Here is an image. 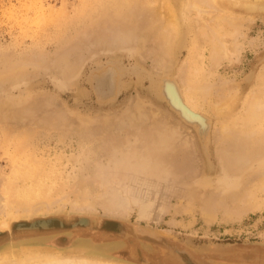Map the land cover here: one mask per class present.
I'll return each mask as SVG.
<instances>
[{
  "label": "rangeland",
  "instance_id": "obj_1",
  "mask_svg": "<svg viewBox=\"0 0 264 264\" xmlns=\"http://www.w3.org/2000/svg\"><path fill=\"white\" fill-rule=\"evenodd\" d=\"M243 1L218 0L222 12L204 4L203 12L213 17L206 15L209 25L219 12L234 22L232 27L225 24L230 37L223 36L232 57L213 61L210 39L200 36V26L208 27L205 15L189 8L194 0H0V182L6 184L0 187L11 183V172L20 166L27 173L13 177L19 180L17 187L33 185V191L41 189L51 198L48 207L42 193L29 197L27 203H36H30L33 213L20 211L8 222L55 216L64 222L50 231L21 233L13 228L0 236V252L21 253L49 244L67 255L137 264L131 257L137 246L173 244L212 264H234L229 257L257 264L264 257V120L255 122L249 134L263 133L261 142L255 135L250 145L235 144L217 130L219 123L212 129L214 121L225 122L229 115L220 118L205 107L193 110L206 116L192 124L167 103L165 93L169 81L186 95L180 81L189 67L204 84L211 83V96L219 97H207V102L233 93L236 107L227 118L233 121L252 94L264 89V11L250 9L257 4L254 0ZM167 2L181 17L185 42L180 53L164 37ZM110 66L119 73L117 91L104 96L91 79ZM206 118L212 128L202 135L197 121ZM2 190L0 226L6 228L10 223ZM246 190L255 195L250 210L231 218L228 213L243 209ZM73 196L85 198L90 206H82L85 201L77 205ZM148 202L151 207L143 211ZM187 205L192 206L188 211ZM203 208L213 211L216 220L210 225ZM147 213L152 220L140 216ZM79 216H89V226L72 227Z\"/></svg>",
  "mask_w": 264,
  "mask_h": 264
},
{
  "label": "bare ground",
  "instance_id": "obj_2",
  "mask_svg": "<svg viewBox=\"0 0 264 264\" xmlns=\"http://www.w3.org/2000/svg\"><path fill=\"white\" fill-rule=\"evenodd\" d=\"M159 1V0H158ZM193 0H191V2H192ZM217 1L218 0H194V2H192V7H191V5H190V10H191V8H192V10L193 11H197L199 14H200V16H201V14H203V16L205 15V17L203 18L204 20H207L206 18L209 16V14L207 15L206 13H204L203 11H204V4H207V6H208V3L210 4L211 3V6L210 7H212V8H216V9H218L219 7L217 6ZM237 3H241V1H243V0H235ZM255 2H257V4H254V6L253 7H250V9H261V10H263L264 11V0H254ZM93 2V1H92ZM94 2H96V1H94ZM145 2H146V0H145ZM154 3H155V1H153ZM190 2V3H191ZM228 2H229V0H228ZM248 2H251L250 0H244L242 3H248ZM149 3H152V1L151 2H148V4ZM168 4H166V7L164 8V9H166V12H167V16H166V20H165V25L166 26H164L165 27V29H166V34H164L163 36L165 37V39L166 40H168L170 43L171 42H174V50H175V52H177V53H180V50L184 47V42H185V35L183 34V26H182V23H181V17H179V12H177V10L173 7V5L171 4V2H167ZM153 4V3H152ZM151 4V5H152ZM158 4V3H157ZM159 4H160V2H159ZM159 4H158V6H159ZM92 5V4H91ZM94 5V4H93ZM99 5V4H98ZM156 5V4H155ZM213 5V6H212ZM247 5V4H246ZM251 5V4H250ZM95 7H96V5H94ZM149 6V5H148ZM248 7H249V5H247ZM151 7V6H150ZM154 7H156V6H154ZM153 6H152V8H154ZM209 7V8H210ZM195 10H194V9ZM162 9V8H161ZM206 9H208L207 7H206ZM152 10V9H151ZM191 10V11H192ZM221 11V9L219 8L218 9V11ZM162 11H164V10H162ZM210 11V10H209ZM216 11V10H215ZM196 12V14H197V16H199L198 15V13ZM206 12V11H205ZM222 12V11H221ZM208 13V12H207ZM218 13V12H217ZM153 14V13H152ZM196 14H194V16L196 15ZM220 14H222V13H220L219 12V14H218V16H216L217 14H213V16L215 15L216 17L214 18V22L215 23H213L212 21H211V25H209L208 23V21H209V19L206 21L207 22V25H208V27H206V25H201L200 26V36L201 37H203V38H206V39H210L209 40V42L211 41V43H212V47H213V54L212 55H214V57H213V61H217L216 60V58H218V60L219 59H221L222 57H224V58H228L229 56L230 57H232L231 55V53H233V52H230L231 51V47H228L227 45H226V43L224 42V40H223V38H225V37H223V36H226L227 37V35H229V37H230V34L232 33L230 30H227V26L225 25V24H232L233 25V23L234 22H231V21H233L232 20V18H230L231 16H229V18L230 19H228L227 17H226V15H223V16H219ZM227 14V13H226ZM156 15V14H155ZM206 15H207V17H206ZM211 15V17H212V13L210 14ZM231 15V14H230ZM158 16V15H157ZM203 16H201V17H203ZM237 16V15H236ZM201 17H197V18H201ZM211 17H208V18H211ZM213 18V17H212ZM240 18V17H239ZM245 18V17H244ZM251 18H252V16H251ZM152 21V20H151ZM200 21L202 22L203 20H202V18L200 19ZM241 21V20H240ZM245 21V20H244ZM156 22V21H155ZM205 21L203 22L204 24L206 23ZM154 23V22H153ZM152 23V24H153ZM156 25V24H155ZM163 25V24H162ZM198 25H200V24H198ZM229 25V26H230ZM232 25H231V27H232ZM154 26V25H153ZM228 26V27H229ZM156 27V26H155ZM154 27V28H155ZM201 27H202V29H201ZM198 28L199 27H197V30H198ZM196 29V28H195ZM231 29V28H230ZM156 30V29H155ZM234 30V29H233ZM232 30V31H233ZM244 31V30H243ZM157 32V31H156ZM241 32V31H240ZM164 33V32H163ZM197 33V32H196ZM235 33V36L237 35L238 36V31H234L233 32V34ZM198 34V33H197ZM234 36V37H235ZM162 37V36H161ZM234 37H233V39H234ZM198 38L200 39V37L198 36ZM232 38V37H231ZM236 38V37H235ZM159 39V38H158ZM171 40V41H170ZM237 39H235V42H237L236 41ZM203 41H205L204 39H203ZM168 42V44H167V42H166V45H168V47L169 46H171L170 45V43ZM208 42V43H209ZM233 42H234V40H233ZM232 42V43H233ZM234 42V43H235ZM198 43H199V40H198ZM210 43V44H211ZM234 43H233V45H234ZM230 46V45H229ZM210 47H211V45H210ZM232 49H233V47H232ZM239 49H240V47H239ZM167 50V49H166ZM168 50H170V49H168ZM232 51H234V49L232 50ZM236 51V50H235ZM238 51V50H237ZM167 52V51H166ZM170 52V51H169ZM236 54V53H235ZM210 57V56H209ZM219 57H221V58H219ZM210 59V58H209ZM185 62V61H184ZM22 65V64H21ZM183 65V64H182ZM188 66V65H187ZM188 68L189 67H187V70L186 69H184V70H186V71H188ZM19 69V68H18ZM183 69V68H182ZM24 70V69H23ZM192 69H190L189 68V72H187V76H184L185 74L184 73H186V71H184V73H183V77H182V79H181V83H182V88L184 89V92L186 93V95H184L183 93V95L181 94V93H178V90H176L175 89V87H172V85H171V83L169 82V81H166L165 82V93H166V95H167V103H168V100L169 101H171V103L175 106V108L177 109V110H179L180 112H182L188 119H190V120H193L191 123L193 124V122L197 119V117H202L203 115H201V116H198V115H196L197 113H195L193 110H195L196 112H199V111H201V110H204V108L205 107H207V109H208V112H209V110H210V113H211V111L213 112V113H215V115H217L218 117H227L228 115H229V117H230V115H231V113L233 112V110H234V108L236 107V102H237V99H236V97H233V96H231V94H233V93H230L229 95H227V96H225V95H223L224 97H222V98H220L219 100L220 101H216V102H210V100H209V102H207L206 100H207V97H214V96H211L213 93V90L212 91H210L211 89H209L210 88V84L211 83H209L208 85H206V84H204V80H202V78H198V77H195V75H194V73L192 74L190 71H191ZM180 71V70H179ZM195 71V69H193V72ZM19 72V71H18ZM21 72V71H20ZM182 72V71H181ZM179 73V72H178ZM263 75V74H262ZM118 76H119V73H118V70H117V68L116 67H113V66H110V67H107V68H103V69H100V70H98L96 73H94L93 74V77H92V82L94 83V89L98 92V93H101L102 95H104V96H110V95H112V94H114L116 91H117V85H118V82H117V80H118ZM170 76V75H169ZM5 78V77H4ZM165 79L167 78V75L164 77ZM169 78V80H170V77H168ZM175 79H177L176 77H175ZM14 80H16L15 78H14ZM171 80H173L172 78H171ZM170 80V81H171ZM179 80V79H178ZM8 82V81H7ZM10 82V81H9ZM17 82V81H16ZM14 83V82H13ZM206 83V82H205ZM163 84V82L161 83V85ZM173 84H175L174 83V81H173ZM164 85V84H163ZM163 85L161 86V87H163ZM174 86V85H173ZM175 86H177L176 84H175ZM179 86V85H178ZM181 87V86H180ZM164 88V87H163ZM162 88V89H163ZM178 88V87H177ZM181 88V89H182ZM260 88V87H259ZM258 88V89H259ZM263 88V87H262ZM183 89H182V91H183ZM231 89V88H230ZM162 91V90H161ZM181 91V90H180ZM216 92V91H215ZM215 92H214V94H215ZM222 92V91H221ZM224 92V91H223ZM228 91L226 90V93H227ZM165 93H164V95H163V97L164 96H166L165 95ZM212 93V94H211ZM218 93H220V92H218ZM225 93V92H224ZM181 94V95H180ZM223 94V93H222ZM251 94V93H250ZM238 95V94H237ZM229 96V97H228ZM216 98H219L218 97V95H216L215 96ZM198 98H200V100L202 99V101L200 102V100H198ZM224 98V99H223ZM214 100V99H213ZM206 101V102H205ZM185 102H186V104L189 106V107H185V106H187L186 104H185ZM205 102V103H204ZM204 103V104H203ZM171 104V105H172ZM185 104V105H184ZM170 105V106H171ZM172 105V106H173ZM207 105V106H206ZM173 106V107H174ZM172 107V108H173ZM188 108H190V110H192L193 112H191ZM202 112V111H201ZM203 112H206V110L205 111H203ZM210 113H208V114H210ZM236 113V112H235ZM201 114V113H200ZM181 115V114H180ZM211 115V114H210ZM214 115V116H215ZM204 116H206V115H204ZM203 116V117H204ZM233 116V115H232ZM183 117V116H182ZM210 117V116H209ZM208 117V118H209ZM218 117H216V118H218ZM229 117H227V118H229ZM185 118V117H184ZM183 118V119H184ZM199 118V119H200ZM223 119V120H225V122H215L214 120V128H212L209 124V120L207 119V120H205V122L203 121H197L198 122V124L200 125V129H201V131H202V135H206V133H207V131H209L208 130V128H212L213 130L214 129H216L217 128V126H218V129L217 130H219L220 131V133H222V136L224 137V138H227V139H233L234 140V142H235V144H236V141L240 144V143H242L244 146H247L248 144H249V142H250V144H251V140H252V138L253 139H256L255 138V135H257V136H259V138L260 137H262L261 135L263 134V133H260V135H258V133H256L254 136H253V134H252V136H250L251 135V131H254L253 130V124L255 123V122H258V121H262V120H264V89L263 90H261L260 89V92H256V93H254V94H252V96L249 98V100L246 102V105H245V107H244V110H243V112L242 113H240V114H234V117H232L233 118V121L231 120V119ZM187 119V120H188ZM195 119V120H194ZM205 119V118H204ZM211 119V118H210ZM222 120V121H223ZM226 120H228V121H226ZM232 121V123H231V121ZM184 121V120H183ZM217 121V120H216ZM219 121V120H218ZM230 121V122H229ZM186 122V121H185ZM206 122H208V123H206ZM230 124H229V123ZM196 123V122H195ZM194 123V124H195ZM212 123V124H213ZM216 123H219L218 125L216 124ZM187 124H188V121H187ZM205 124H207V126L205 125ZM190 125V124H189ZM188 125V126H189ZM198 125V126H199ZM210 126V127H209ZM195 127V126H194ZM196 128H197V125H196ZM198 131H200L199 129H197ZM256 130V129H255ZM198 131H197V134H199L198 133ZM215 131V130H214ZM263 131H264V129H263ZM256 132H258V131H256ZM23 133H25V132H23ZM200 134V135H201ZM250 134V135H249ZM264 135V134H263ZM17 136H19V135H17ZM23 136V138L24 139H26L27 140V138H25L24 137V135H22ZM27 136H28V134H27ZM209 136V135H208ZM9 137V136H8ZM7 137V138H8ZM21 137V136H20ZM205 136H203V138H204ZM258 138V139H259ZM263 138V137H262ZM262 138H260L259 140H260V142H261V140H262ZM20 139V138H19ZM257 139V140H258ZM26 140H25V143H26ZM205 140H206V138H205ZM236 140V141H235ZM20 141L21 142H24V140H21L20 139ZM19 141V142H20ZM201 141V140H200ZM227 141V140H226ZM263 141H264V138H263ZM261 142V146H263L264 145V142ZM29 141H27V144H29L28 143ZM207 142V141H206ZM257 142V141H256ZM259 142V141H258ZM257 142V144H259ZM24 143V144H25ZM253 143V142H252ZM254 143H255V140H254ZM262 143H263V145H262ZM23 143H21V145H22ZM238 144V145H239ZM241 144V145H242ZM249 144V145H250ZM260 145V144H259ZM244 146H243V148H244ZM252 146V145H251ZM250 146V147H251ZM257 146V145H256ZM19 147V146H18ZM25 147V146H24ZM237 147H239L240 148V146H237ZM249 147V148H250ZM253 147V146H252ZM252 147H251V149H252ZM245 148H247V147H245ZM244 148V149H245ZM19 149V148H18ZM26 149V148H25ZM20 151V150H19ZM255 156V155H254ZM246 157H248V156H246ZM256 157V156H255ZM14 159H16V158H14ZM13 159V160H14ZM244 159V158H243ZM251 159V158H250ZM237 160V159H236ZM14 161H16L17 162V160H14ZM15 163V162H14ZM19 164V163H18ZM18 165H16V167H17ZM22 167V166H21ZM28 167V166H27ZM26 168V167H25ZM30 168V167H29ZM24 168L22 167V169L20 168V166H19V168H17L16 169V172L14 171V172H11V173H13V175H12V179H13V177H15V176H17V177H19L20 178V176H26V169H24ZM29 170V169H28ZM33 171H35V169L33 170ZM37 171V170H36ZM14 173H15V175H14ZM33 173H35V172H33ZM259 173V172H258ZM9 174V173H8ZM36 174H37V172H36ZM262 174V173H261ZM10 175V174H9ZM4 176V175H3ZM7 176V175H6ZM5 176V177H6ZM248 176V175H247ZM254 176H256V175H254ZM10 177V176H9ZM108 177V176H107ZM4 178V177H3ZM31 178V177H30ZM153 178V177H152ZM5 179V178H4ZM9 179V178H8ZM7 179V180H8ZM12 179H9V182H10V180H11V183H13V184H15L16 185V187H14V186H11V183H9V182H6L7 184H8V186H4L3 188L2 187H0L1 188V190H2V197L4 196V199L6 200V202H7V207H8V210H7V212H6V214H5V219H6V221L8 222L9 220V218L11 219L12 217H14V216H16L17 214H21V213H23V212H30V213H33V208H34V206H33V208H32V206L31 205H34V204H36L35 203V201H33V199L30 201V203L32 202H34V204H30V203H27V202H29V200H28V198L29 197H33V196H35V195H37V194H39V193H42V195L40 196V198L42 199V200H44L45 199V201H43V203H45L46 205H49L48 207H50L51 206V202H50V200H48V199H51V198H46L45 197V195H47V192H45V193H43L42 192V190L41 189H38L36 192L35 191H33L34 190V188L35 187H32V186H30V187H25V186H23V187H17L18 185L16 184L17 183V181H19V180H17L16 181V179L14 180V182L12 181ZM21 179V178H20ZM36 179V178H35ZM107 179V178H106ZM2 180V179H1ZM108 180V179H107ZM78 181V180H77ZM80 181V180H79ZM78 181V182H79ZM4 182V180L2 181V182H0L1 183V185H2V183ZM73 182V181H72ZM76 182V181H75ZM253 183V182H252ZM251 183V184H252ZM3 184H5V183H3ZM21 184V183H20ZM24 184V183H23ZM62 184V183H61ZM71 184V183H70ZM73 184V183H72ZM261 184V183H260ZM6 185V184H5ZM10 185V186H9ZM58 185V184H57ZM76 185V184H75ZM79 185V184H78ZM261 185H264V183H262ZM39 186V185H38ZM62 186V185H61ZM61 186H59L60 188H61ZM65 186V185H64ZM69 186V185H68ZM71 186V185H70ZM77 186V185H76ZM260 186V185H259ZM6 187V188H5ZM32 187V188H31ZM46 187V186H45ZM65 187H67V186H65ZM71 188H75V186L74 187H71ZM57 189V188H56ZM59 189V188H58ZM62 189V188H61ZM68 189H69V187H68ZM76 189V188H75ZM80 189V188H79ZM84 190H86L85 188H83ZM83 189H81V191L83 190ZM246 189V188H245ZM259 189H260V187H259ZM63 190H64V187H63ZM251 190V189H250ZM254 191H255V189H253ZM72 191V190H71ZM80 191V192H81ZM243 191V190H242ZM248 191H249V189H248ZM248 191L246 190L245 192H247L248 193ZM51 192V191H50ZM49 192V193H50ZM53 192V191H52ZM70 192V191H69ZM79 192V193H80ZM244 192V193H245ZM48 193V194H49ZM73 193H74V191H73ZM78 193V192H77ZM85 193V192H84ZM239 193V192H238ZM246 193V194H247ZM45 194V195H44ZM70 194H71V192H70ZM82 194V195H81ZM81 197H85L86 195H83V193L81 192ZM44 195V196H43ZM78 195V194H77ZM244 195V194H243ZM42 196H43V198H42ZM54 196V195H53ZM69 196V195H68ZM246 196V195H245ZM253 196H255L254 194H253V192L252 191H250V193H248L247 194V200H246V202H245V205L243 206V209L242 208H236V209H234V211L230 214V213H228L227 215L228 216H230L231 218H235V219H239V218H241V216L244 214V213H246L247 211H249L250 210V208H251V204H252V202H251V199H252V197ZM51 197V196H50ZM74 197V196H73ZM38 198V197H37ZM75 198V197H74ZM73 198V199H74ZM78 198V196H76V198L75 199H77ZM87 198V197H86ZM89 198V197H88ZM236 198V197H235ZM240 198V197H239ZM3 199V198H2ZM41 199H37L38 201L39 200H41ZM71 200V201H73L74 203H72V204H74L73 206H75L76 204H77V202H78V200L79 199H77V202H75L74 200ZM82 198H80V200H79V203L77 204V205H81V202L80 201H85V198H83L82 200H81ZM237 199V198H236ZM1 200V199H0ZM28 200V201H27ZM37 200H36V202H37ZM41 200V201H42ZM27 201V202H26ZM86 202H87V206L89 205L88 203V201H85V202H83V203H85V204H83L82 203V206H84V205H86ZM39 204V203H38ZM37 204V205H38ZM259 204V203H258ZM5 205V204H4ZM146 205L148 206V205H150L149 207H151V204L148 202L147 204L145 203L143 206H142V210L144 211V207H146ZM253 205H255V204H253ZM253 205H252V209H254L253 208ZM39 206V205H38ZM90 206V205H89ZM88 206V207H89ZM227 206V205H226ZM36 207V206H35ZM48 207H47V209H48ZM81 207V206H80ZM87 207V208H88ZM37 208V207H36ZM39 208H41V207H39ZM186 208V210L188 211V210H190L191 208H192V206L190 207L189 205H187V207H185ZM225 208V207H224ZM2 209V207L0 208V210ZM4 209V208H3ZM2 209V210H3ZM33 209V210H32ZM46 209V208H45ZM251 209V210H252ZM148 210H149V208H148ZM20 211H23V212H20ZM38 211V210H37ZM40 211V210H39ZM43 211V210H42ZM45 211V210H44ZM195 210H193L192 212H194ZM1 212V211H0ZM5 212V211H4ZM203 212H204V215H203V219H204V221L207 223V224H209V223H211L214 219H215V217H214V215H213V211H212V209H210V208H203ZM29 213V216L31 215ZM141 217H143L144 218V220H148V221H150V219L152 220V218H150L149 217V213H147V214H144V215H140ZM15 218V217H14ZM16 219V218H15ZM216 220V219H215ZM232 221V220H231ZM10 222H8V224H9ZM42 223H47V224H49V225H55L56 226V223L54 222H52V221H46V220H37V221H35V222H32V224L29 226V227H31V226H34L35 224H36V226H39L40 224H42ZM153 223V222H152ZM195 223V222H194ZM205 223V224H206ZM7 224V225H8ZM11 224V223H10ZM3 225V224H2ZM1 225V226H2ZM6 225V226H7ZM176 225V224H175ZM210 225V224H209ZM0 226V228L2 229V227ZM120 228V227H119ZM120 230V229H119ZM120 232V231H119ZM118 236V235H117ZM28 245V244H27ZM22 246V245H21ZM12 247V246H11ZM14 247V246H13ZM32 247L33 248H35V249H38V250H33L32 251V249L31 250H29V249H27V250H25V251H22L21 253H13V251H4L3 250V252H0V264H128L129 262H126V261H123V260H116V259H106V258H103V257H101V256H96L97 258H95V256H93V258H92V256L91 257H88L87 255H78V254H72V255H67L66 253H63V252H61V251H58V249L56 248V246L54 247V246H52V245H49V244H42V245H32Z\"/></svg>",
  "mask_w": 264,
  "mask_h": 264
},
{
  "label": "flooded vegetation",
  "instance_id": "obj_3",
  "mask_svg": "<svg viewBox=\"0 0 264 264\" xmlns=\"http://www.w3.org/2000/svg\"><path fill=\"white\" fill-rule=\"evenodd\" d=\"M132 258L136 262L145 264H190L188 259L183 255H187L196 264H212L207 259H200L191 254L187 249H181L176 245H163L159 247L158 245H153L152 247L141 249L137 246V249L133 250ZM257 264H264V257L259 258ZM228 263L234 262V264H255L254 260L247 259L246 261L240 259H234L233 257L227 258ZM231 261V262H230ZM149 262V263H148Z\"/></svg>",
  "mask_w": 264,
  "mask_h": 264
},
{
  "label": "water",
  "instance_id": "obj_4",
  "mask_svg": "<svg viewBox=\"0 0 264 264\" xmlns=\"http://www.w3.org/2000/svg\"><path fill=\"white\" fill-rule=\"evenodd\" d=\"M166 103V102H165ZM169 107V106H168ZM170 108V107H169ZM38 220V219H37ZM34 220L33 222L37 221ZM43 221H52L53 223H56L55 225H49V224H45L42 223L39 226H36V224L34 226L29 227L32 222L30 221H24V222H19L16 225H13L12 223L6 227V228H0V236L5 233V232H12L13 228L17 231V232H21V233H33V232H37V231H50V230H54L56 229L57 225L59 227H64V222L63 219L61 217H49L46 219H42ZM89 221L91 222V218L89 216H79L78 220L74 223H72V227H77V226H89ZM1 225V223H0Z\"/></svg>",
  "mask_w": 264,
  "mask_h": 264
},
{
  "label": "crops",
  "instance_id": "obj_5",
  "mask_svg": "<svg viewBox=\"0 0 264 264\" xmlns=\"http://www.w3.org/2000/svg\"><path fill=\"white\" fill-rule=\"evenodd\" d=\"M149 263V262H148ZM137 264H144V263H139V262H137Z\"/></svg>",
  "mask_w": 264,
  "mask_h": 264
}]
</instances>
